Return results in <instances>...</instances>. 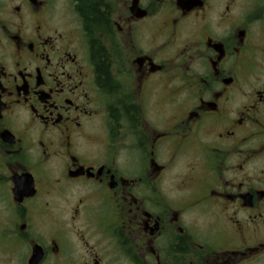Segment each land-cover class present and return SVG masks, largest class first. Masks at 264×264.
I'll list each match as a JSON object with an SVG mask.
<instances>
[{
	"label": "flooded vegetation",
	"instance_id": "flooded-vegetation-1",
	"mask_svg": "<svg viewBox=\"0 0 264 264\" xmlns=\"http://www.w3.org/2000/svg\"><path fill=\"white\" fill-rule=\"evenodd\" d=\"M0 264H264V0H0Z\"/></svg>",
	"mask_w": 264,
	"mask_h": 264
},
{
	"label": "trees",
	"instance_id": "trees-1",
	"mask_svg": "<svg viewBox=\"0 0 264 264\" xmlns=\"http://www.w3.org/2000/svg\"><path fill=\"white\" fill-rule=\"evenodd\" d=\"M84 5H85V3H84ZM86 6V5H85Z\"/></svg>",
	"mask_w": 264,
	"mask_h": 264
}]
</instances>
